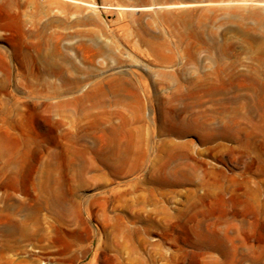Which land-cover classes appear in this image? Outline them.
Wrapping results in <instances>:
<instances>
[{
  "label": "rangeland",
  "instance_id": "374dc122",
  "mask_svg": "<svg viewBox=\"0 0 264 264\" xmlns=\"http://www.w3.org/2000/svg\"><path fill=\"white\" fill-rule=\"evenodd\" d=\"M7 19L21 25L0 28V134L15 142L0 169L24 174L29 193L9 189L7 196L0 187V264H30V257L37 264L59 258L89 264L94 252L98 264H264V170L255 154L205 151L235 139L177 136L161 117L162 105H187L215 128L227 120L222 101L244 116L257 94L264 99V0H0V22ZM112 81L125 87L121 103H110L108 91L101 105L71 102ZM62 101L71 103L62 108ZM251 115L239 118L241 140L251 124H261L264 106ZM97 119L106 127L123 124L125 141L134 146L141 139L149 157L165 142L186 143V162L200 173L212 171L214 187L203 196L206 187L190 181L158 184L149 178V160L138 170L109 171L93 152L105 145V134L90 127ZM72 134L82 139L69 143ZM62 146L72 151L65 155ZM67 161L75 169L73 192L57 217L43 205L41 170L53 165L57 186ZM223 209L234 213L232 220L215 222ZM27 211L39 218L36 236L15 239L17 233L4 231L12 225L7 214L20 219ZM115 215L137 235L122 241L107 219ZM146 215L155 223L148 231ZM226 228L232 240L223 250L196 236L199 229L222 234Z\"/></svg>",
  "mask_w": 264,
  "mask_h": 264
},
{
  "label": "bare ground",
  "instance_id": "6f19581e",
  "mask_svg": "<svg viewBox=\"0 0 264 264\" xmlns=\"http://www.w3.org/2000/svg\"><path fill=\"white\" fill-rule=\"evenodd\" d=\"M20 25L21 23L19 19H16L14 21L12 19H7L6 21L0 22V28L3 29L12 26H15L16 28L20 29ZM124 88L125 87L121 86L116 81L109 82L107 90L103 87L102 84H97V86H95L93 90L88 91L81 96L75 97L71 102L75 103L76 105H80V107L83 106L86 100L92 101L90 103L91 106L101 105L102 103H104V97L108 91L112 94V99L110 100V103L118 104L122 102ZM136 93L137 92L135 91V94ZM255 97L256 101L252 104L253 108H251L249 113L244 116L240 114L237 106L232 105V101H222L220 114L227 120L223 125L217 126L215 128H210L209 126H207V122H205V119H203L204 114L200 112L192 113L187 105H184L182 108H166L165 105H162L161 117L164 120L163 126L168 132H172L177 136H181L186 132H196L198 133L200 139L205 141L211 139L213 136L216 135H221L227 138H233L236 142L235 145H215L213 147H207L205 151H209L211 149L216 148L227 150L228 152H245L251 150L255 154V158L262 164L264 170V115L260 116L261 124L259 126L251 124L250 130H246L244 140H241L239 135V133L244 129L240 126L239 118L251 120L252 109H261L264 106V99L262 95L257 94V96ZM132 98L134 100V97ZM71 102L62 101L59 105L64 108L67 104ZM122 119L125 121L124 117H122ZM90 127L94 130H100L101 132H103V134H105L104 148L100 150L93 149V152L97 156V158L103 163V165H105L111 172L123 173V170L125 168L127 169V171L138 170L141 168V165L145 160H149L153 164V168H151V170L149 171V178L152 181L157 182L158 184L167 185L179 181H190L196 186L200 185L206 187V191H204V193L202 194L203 196L208 195V193L211 191V188L214 187V184L208 181V177L210 178V174H212V171L203 170L200 173V171L197 170L196 165H192L186 162L185 159L189 157L186 143H176L171 141L165 142L155 154L149 157L146 152V149L140 146L141 139L139 140V142H136L134 146H130L128 142L125 141L123 124H117L112 125L111 127H106L105 125L101 124V122H99L97 119L94 120L93 123H91ZM256 129L257 131H259L258 133H254L253 130ZM81 139L82 134H72L68 136L67 141L69 143H77ZM14 143L15 142L10 137L0 134V159L4 158V156L10 152L11 147L14 145ZM62 148L65 152V155L67 154V152L72 151L69 149V147L62 146ZM27 149L29 151H37V148L32 149L30 147H27ZM66 163L67 164L61 165L62 177L61 181L57 182V186L53 185L56 181V168L53 165L45 164V166H43V169L41 170V183L46 193L43 205H45V207L48 208L57 217L62 215L64 211L68 210L69 200L67 198V193L73 192V188L71 187L70 182V176L75 173V169L73 167V164H71L69 161H67ZM64 186H67V188ZM0 187L4 189L3 193L7 196H11L10 192L8 191L9 189L22 191L25 194L29 193L26 176L24 174H20L18 172L10 170L5 171L0 169ZM245 189L247 191L250 190L247 185H245ZM202 195H198L197 197L201 198L203 197ZM41 202L38 205L41 206ZM191 205V202L186 203L184 208L188 209ZM244 208H246V205L244 206ZM159 210L163 213H168L165 208H160ZM182 213V210H178L176 211L175 215L181 216ZM240 213L242 214V212ZM133 215L135 219L142 220L139 214L134 213ZM208 215H210V217L208 218H212L211 216L213 214L208 213ZM233 216L234 213L228 212L226 209H223L220 214L213 217L215 218V222L217 223H226L230 222ZM7 219L11 222L12 225L5 226L4 231L10 235H14V232L17 233L18 236H16L15 239H19L20 237L36 236L38 233L39 218L37 217V215L32 214L29 211L25 212L23 214V217L20 219H16L13 213H9L7 214ZM107 219L113 221L110 228L111 230L119 234V237L122 239V241L124 240V238L131 239L135 235H137V228L134 225L130 226L123 222L122 217L120 215H115L112 217L109 216L107 217ZM145 219L150 222H148L147 226L143 228L144 230L148 231L150 228L155 227V223L151 221L149 215H146ZM201 223L202 221L198 219L195 226L199 228ZM228 232V228H226V230L222 234L212 231L204 233L201 232L199 229L197 230L196 236L200 241H205V244H216V247L218 249L223 250L226 248V240H232V237H229ZM144 241V239L141 240V242ZM7 248H10V246L8 245ZM69 250L70 247L68 246L65 251L63 250V253L65 254L69 252ZM95 254L96 253L94 252L92 256V261L89 264H98V262L94 260ZM68 258L70 260L73 259V254H70ZM17 260L24 259L20 258ZM30 260H32L30 264H37L36 261H33L35 260V258L30 257ZM63 262L64 261L62 260V258H59L56 261V264H64ZM136 262L141 264L142 260H136ZM214 262L216 264H219V260H214Z\"/></svg>",
  "mask_w": 264,
  "mask_h": 264
}]
</instances>
